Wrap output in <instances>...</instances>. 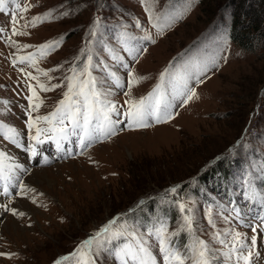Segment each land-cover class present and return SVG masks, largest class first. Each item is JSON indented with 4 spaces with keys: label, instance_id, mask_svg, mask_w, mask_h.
<instances>
[{
    "label": "rangeland",
    "instance_id": "1",
    "mask_svg": "<svg viewBox=\"0 0 264 264\" xmlns=\"http://www.w3.org/2000/svg\"><path fill=\"white\" fill-rule=\"evenodd\" d=\"M20 2L29 7L18 13L16 26L28 35L13 36L10 16L0 12V26L6 30L0 36V100L9 102L0 105V122L15 127L26 146L0 139V149L23 161L26 171H18L17 176L34 191L18 196L10 187V194L4 195L0 185L2 204L24 214L13 215L0 207V252L13 254L0 256V264H52L56 258L72 257L81 242L106 225L109 233L99 239L107 235L109 243L96 264H124L116 254L141 243L152 258L140 253L148 264H164L154 228L163 223L169 234L176 232L185 214L194 219V231H179L173 237L176 246L183 251L185 245L204 240L217 253L214 264H229L228 248L214 236L219 233L223 239L226 230H235L250 237L247 223H254L251 217L260 213L264 196V45L257 37L253 48L234 40L232 0ZM33 17L43 22L24 27ZM146 33L150 40L143 38ZM54 41L58 43L41 56L38 47ZM23 45L31 47L17 51ZM13 53L35 54V66L13 67ZM85 65L104 94L101 100L114 102L121 113L126 100L146 97L159 86L172 105V118L129 127L123 115L113 113L112 119L121 121L116 135L80 148L83 133L78 129L63 142L62 150L54 141H45L32 158L28 145L34 143L30 136L35 128L29 130L26 123V97L31 95L27 85L37 93L33 104H40L32 117L47 116L63 99L64 78L72 75L69 69L80 72ZM19 68L50 89L55 84L65 86L43 91ZM186 71L196 96L183 104L174 97ZM162 72L167 73L164 80ZM37 126L48 124L37 121ZM37 169L47 170V179L31 177ZM172 187L177 193L168 191ZM178 202L190 211L181 213ZM237 208L246 223L234 218ZM262 237L264 233L252 249L251 264H264Z\"/></svg>",
    "mask_w": 264,
    "mask_h": 264
},
{
    "label": "snow or ice",
    "instance_id": "2",
    "mask_svg": "<svg viewBox=\"0 0 264 264\" xmlns=\"http://www.w3.org/2000/svg\"><path fill=\"white\" fill-rule=\"evenodd\" d=\"M15 5L14 9H9L8 5ZM29 6H22L20 0H0V12L10 16V23L12 24L11 33L13 36L16 35H28L27 32L20 31L17 28L18 24V13H23L28 10ZM50 15V14H49ZM22 18V16H21ZM152 17H150L151 21ZM37 22H43L41 17H33L31 21L24 25L27 27L30 24L32 27L37 25ZM155 26V25H154ZM5 28L0 26V36L5 33ZM144 39H151L149 34H145ZM8 43L15 46V41L9 39ZM58 42H48L45 45L38 47L40 55H45V49L52 48ZM31 47L30 45L18 46L17 51L20 48ZM14 57L11 59L13 67L17 64H29L35 66L36 58L35 54L29 53L24 56H17L15 53L12 54ZM91 57H89V61ZM89 65H85L84 69L77 72L76 68H70L69 71L72 73L70 76H66L64 79L67 80V90L63 93V99H61L56 108L49 113L47 116L32 117L31 113L39 109L40 104H33V97H37L35 88L28 84L27 87L31 91V95L27 96L28 108L25 109L26 115L28 116L27 127L29 130L35 128V135L30 136V140L34 143L28 145V151L32 158L38 155L37 145L42 144L44 141L41 139L44 136L48 140L55 142L58 150L63 149V142L67 141L70 135L77 132L79 129L83 135L80 136L79 147L84 148L90 146L91 142L95 141L100 137H110L117 133L116 125L119 124L120 120H113L111 114L115 113L117 116L123 115L126 118L129 127H147L149 121H155L156 123L167 122L172 118V113L169 108L172 105L166 101L163 92L159 91V86L154 89L153 92L149 93L146 97H141L138 100L129 98L125 101L127 105L126 110L121 113L119 107L112 101H102L101 96L104 95L97 89V85L94 79L91 78L88 71ZM18 71L24 73L26 77H30L32 80H36L40 89L43 91L53 90L55 88L64 87V84L52 85L51 89L45 84L39 83L36 76H33L31 72H24L23 68H19ZM45 76L47 72L43 73ZM166 72L161 73V80L166 77ZM129 77L135 79L133 73L129 72ZM171 79L175 80L177 77L171 76ZM189 73L186 71L184 76L181 77L183 83L181 89L177 92L174 99H180L181 103L186 104L196 96L194 88L188 86ZM132 79L128 81L129 89L132 86ZM143 80V77L139 78ZM118 87H124V85H117ZM126 96L128 92L124 93ZM8 101L0 100V105H7ZM37 121H45L48 124L47 128H40L37 126ZM71 124L72 131H68V125ZM0 139L7 141L8 143L16 146H20V132L13 126H9L0 122ZM18 171H26L23 165L16 164L13 162L11 155L0 149V185H2V194L9 195L10 187L16 189L15 195H22L26 191H34L29 189L27 185L19 180L17 176ZM18 181V183H14ZM171 193H177V187H172L168 190ZM249 200L255 203L254 197L249 196ZM261 211L257 215L251 217L254 223H247L253 233L250 237L245 233L241 234L235 230H226L224 238L219 239L220 234L217 233L214 239L218 240V243L222 247H227L228 252L225 255L228 258L229 264H251L253 251L252 249L257 247L258 236L264 233V196L260 198ZM0 207L4 208L5 211H11L13 215H24L23 213H17L16 209L9 208L6 204H0ZM178 207L181 213H186L190 209H186L185 203L178 202ZM251 211V210H250ZM235 217L246 223L244 219V213L240 209H234ZM228 220V217H225ZM183 224L181 228L169 234L167 226L163 223L159 227L154 228L156 240L158 242L159 252L163 254L164 264H214V258L217 256L216 251L204 240L197 239L195 244L192 246L185 245L184 250L181 251L176 246L173 237L179 234V231L187 230L188 233L194 231V219L185 214L183 216ZM115 221H110L109 224H113ZM210 224L214 222L210 219ZM259 228V232H258ZM109 233V226L102 227L93 237L81 242V245L71 254L73 257H78L77 264H96L97 258L107 243H109V237L105 235L103 240L99 239L102 234ZM118 236V233L112 234ZM152 235V233H149ZM264 238V237H262ZM95 241V244H94ZM140 253H144L148 259H152L148 255L147 249L143 244L137 245L136 249L130 246H126L121 249L116 255L121 259L124 264H127L128 260L138 261V264H148L144 257L140 256ZM13 254L0 252V256H10ZM255 255L259 257L260 253L256 252ZM69 257H61L55 262V264H61L63 260H67Z\"/></svg>",
    "mask_w": 264,
    "mask_h": 264
},
{
    "label": "trees",
    "instance_id": "3",
    "mask_svg": "<svg viewBox=\"0 0 264 264\" xmlns=\"http://www.w3.org/2000/svg\"><path fill=\"white\" fill-rule=\"evenodd\" d=\"M232 4L234 40L244 47L253 48L257 37L263 39L264 45V0H232ZM71 259L73 257L65 260L64 264H72Z\"/></svg>",
    "mask_w": 264,
    "mask_h": 264
},
{
    "label": "bare ground",
    "instance_id": "4",
    "mask_svg": "<svg viewBox=\"0 0 264 264\" xmlns=\"http://www.w3.org/2000/svg\"><path fill=\"white\" fill-rule=\"evenodd\" d=\"M162 128H166V127H162ZM162 128H160V129H162ZM40 147V146H39ZM41 150V149H40ZM13 161H16V159H13ZM47 170H43V169H40V170H34L33 172H32V176L31 177H37V176H39V175H42V177L43 178H46L47 179V177L49 176V174H47V172H46ZM40 177V176H39Z\"/></svg>",
    "mask_w": 264,
    "mask_h": 264
}]
</instances>
